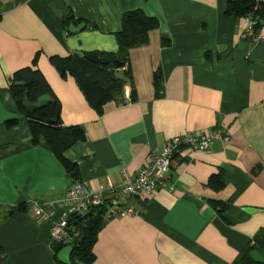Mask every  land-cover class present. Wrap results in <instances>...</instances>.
<instances>
[{
  "label": "crops",
  "instance_id": "1",
  "mask_svg": "<svg viewBox=\"0 0 264 264\" xmlns=\"http://www.w3.org/2000/svg\"><path fill=\"white\" fill-rule=\"evenodd\" d=\"M227 2L0 0V264H58L49 222H34L30 202L59 206L72 181L42 138L31 143L8 91L11 74L35 54L62 124L83 132L62 154L87 187L134 176L172 135H228L203 152L175 151L166 178L173 189L130 198L134 215L103 220L87 264H236L264 228V43L240 36ZM132 9L156 20L146 43L127 52L134 100L117 97L97 113L49 57L115 51L120 14ZM66 17L83 27L70 32ZM218 172L223 185L214 189L208 180Z\"/></svg>",
  "mask_w": 264,
  "mask_h": 264
},
{
  "label": "trees",
  "instance_id": "2",
  "mask_svg": "<svg viewBox=\"0 0 264 264\" xmlns=\"http://www.w3.org/2000/svg\"><path fill=\"white\" fill-rule=\"evenodd\" d=\"M253 0H228L225 14L238 19L251 10ZM264 14V2L259 4L255 15L258 18ZM69 24V17L62 20V25ZM259 25V24H258ZM156 26V20L148 17L139 9L124 11L119 17V30L115 32L114 39L116 50L113 52H88L98 56L100 62L93 63L85 59L83 53H71L66 56H50L49 63L53 66L61 78L70 76L74 79L78 89L82 93L87 104L97 113H101L102 106L117 97L124 102H132L134 94L130 85V68L128 65V49L146 43L148 32ZM37 54L32 58L30 65L15 70L10 77L8 91L14 101L17 111L25 118L31 135V143L36 144L38 138H42L49 150L63 167L66 174L73 180L77 178V168L64 158L63 151L74 142L83 139V132L79 126H65L60 119V103L53 94L48 83L36 68ZM154 84L158 87V75L154 74ZM130 88L127 99L123 96L124 85ZM46 96V99L38 103V99ZM6 125L15 123L14 119L6 120ZM208 183L214 189L223 185L221 173L211 175ZM220 203L211 202L213 207ZM222 208L223 205L221 204ZM95 221L86 228L80 219L70 217L69 227H76L82 232L78 244H72L69 264H87L93 260L91 248L96 234L103 224L98 215H94ZM54 245V244H53ZM63 246L59 243L52 246L53 258L56 260L57 252ZM252 251L264 252V228H259L251 237L250 243L244 248L236 259V264H264V260H258L251 256Z\"/></svg>",
  "mask_w": 264,
  "mask_h": 264
},
{
  "label": "built area",
  "instance_id": "3",
  "mask_svg": "<svg viewBox=\"0 0 264 264\" xmlns=\"http://www.w3.org/2000/svg\"><path fill=\"white\" fill-rule=\"evenodd\" d=\"M263 2L264 0H253L251 10L238 20L241 26L240 36L254 43H264V14L261 18L255 15L259 4ZM129 90V86L125 84V99ZM215 139L227 141L225 129L215 128L172 135L165 139L159 151L149 153L148 162L134 176L123 178L116 184H97L93 188L87 187L80 179H73L58 200L59 206L52 202L31 201V217L36 223L43 220L49 222L50 241L62 246L72 245V238L79 231L76 227H69L70 217L84 222L94 215H98L101 220L134 215L136 211L128 203V199L144 201L150 199L154 189L158 187L173 189V185L166 178L173 164L175 151L185 148L190 152H203Z\"/></svg>",
  "mask_w": 264,
  "mask_h": 264
},
{
  "label": "water",
  "instance_id": "4",
  "mask_svg": "<svg viewBox=\"0 0 264 264\" xmlns=\"http://www.w3.org/2000/svg\"><path fill=\"white\" fill-rule=\"evenodd\" d=\"M83 27V23L79 24H70L68 25V30L70 32H73L75 30H78L79 28ZM85 59H87L90 62L93 63H99L100 60L98 56L94 53H85L84 54ZM95 221L94 217H89L84 220V226L86 228L90 227L93 222ZM82 237V232H78L75 236L72 238V244L76 245L79 243L80 239ZM72 251V245H65L63 246L56 254V260L61 264H69L70 263V253Z\"/></svg>",
  "mask_w": 264,
  "mask_h": 264
},
{
  "label": "rangeland",
  "instance_id": "5",
  "mask_svg": "<svg viewBox=\"0 0 264 264\" xmlns=\"http://www.w3.org/2000/svg\"><path fill=\"white\" fill-rule=\"evenodd\" d=\"M124 96V94H123ZM44 101V98L40 97L38 99V103H41ZM251 256L255 259H258V260H264V252L263 253H260V252H257V251H252L251 252Z\"/></svg>",
  "mask_w": 264,
  "mask_h": 264
}]
</instances>
